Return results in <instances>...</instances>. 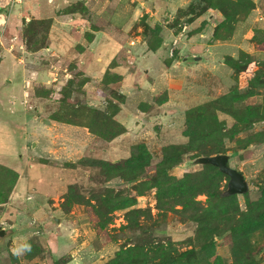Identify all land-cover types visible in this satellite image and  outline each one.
Wrapping results in <instances>:
<instances>
[{
  "label": "crops",
  "instance_id": "1",
  "mask_svg": "<svg viewBox=\"0 0 264 264\" xmlns=\"http://www.w3.org/2000/svg\"><path fill=\"white\" fill-rule=\"evenodd\" d=\"M195 1L53 0L49 3L45 0L43 4L39 0H21L8 10L0 9V13L6 17L3 31L0 27V35H3L0 38V69L5 66L6 70H12L14 65H21L20 74L24 83L21 92L10 86L1 89L0 93L8 97V108L16 106V110L23 112L33 110L32 115H26L24 123L30 127V132L26 131L31 147L39 151V154L34 153L36 162L33 164L37 184L44 182V187L65 185V176L70 172L63 165L74 157L123 159L130 155V147L134 143L143 142L149 148V140L158 142L155 132L152 140L153 126L169 122L186 104L179 101L182 104L176 105V93H182L188 100L181 87L183 81L177 77L176 67L181 65L192 74L206 70L214 74L230 71L224 63V55L228 53L223 51L230 46L232 38L213 39L214 27L222 20V15L211 8L190 20L189 26L195 32L187 37L184 32L176 45L175 56H169L168 49L178 34L171 32L172 26L166 24L179 10ZM79 2L86 9L85 15L64 11L69 5ZM253 2L255 7L235 26L236 29L240 26L244 30L246 28L242 41L251 47L245 49L243 43L235 47L264 59V50H257L254 43L249 41L251 30H264L263 0ZM142 16H146L147 25L158 26L159 46H149L143 36L141 26L137 24ZM33 18L49 19L50 26L46 45L36 51H28L22 40V30L23 25ZM231 56L235 57L233 54ZM75 70L81 73L84 81H81L80 90L71 95H78L80 101L101 111H110V105H116L113 118L124 127L122 134L104 140L83 126L49 118V113L57 107L61 96L59 90L74 78ZM106 76L110 78L106 79ZM32 84L48 88L49 98L33 92L29 88ZM109 89L112 90L110 94ZM4 122L1 120L0 124ZM258 147L263 148L264 144ZM228 155L230 165L233 162V168L240 171L236 161L238 157ZM46 173L56 174V185L46 178ZM47 198L48 195L41 197L35 193L29 199H34L37 208L44 212L45 225L50 226L51 223L53 226L54 232L47 235L49 250L62 254L67 251L65 243L68 235L74 232L75 235L85 236L81 233L86 231L85 225L79 224L81 215L74 211L61 212L59 203L49 204ZM49 198L57 199L55 196ZM59 200L61 202L62 197ZM48 209L55 215L48 213ZM109 246L106 242L96 253L107 252ZM72 258L70 256L69 261L63 264H68Z\"/></svg>",
  "mask_w": 264,
  "mask_h": 264
},
{
  "label": "trees",
  "instance_id": "2",
  "mask_svg": "<svg viewBox=\"0 0 264 264\" xmlns=\"http://www.w3.org/2000/svg\"><path fill=\"white\" fill-rule=\"evenodd\" d=\"M200 2L204 5L198 7L196 3ZM196 3L187 7V14H191L190 20L209 8L221 13L222 20L213 30L212 36L215 40L231 38L237 22L243 21L255 7L253 0H197ZM64 11L86 14V9L80 2L69 5ZM49 26V19L36 18L23 25L22 37L28 51H36L46 45ZM222 28H225L226 32H220ZM249 41L254 43L257 50H264V30H251ZM160 43L159 39L156 46ZM149 46L152 47V44ZM224 62L235 74V84L223 95L185 110L182 130L185 140L162 146L158 156L160 159L153 173L145 176L153 155L143 142L132 144L130 155L123 160L111 162L91 159L103 167L109 177H118L124 182L133 183L137 195L153 188L156 216L162 217L167 212H173L179 216L181 222H194V237L190 240L189 248L178 251L170 242H154L148 232L151 229L149 222L155 221V216L150 208L135 207L136 198L123 196L120 192L113 194V189L107 188L102 195L87 200L69 186L70 195H65L63 202L67 201L69 206L79 204L93 208L98 220L87 209L85 213L89 225L97 232L103 230L102 233L107 235L104 243L113 239L105 231L109 218L104 217L114 210H125L124 223L119 226L120 231L135 233L141 230L142 235H148L137 239L136 242L121 245L114 256L104 264H258L256 255L264 248V169L259 183L260 195L256 199H249L247 192L244 193V208H241L237 194H223L228 176L211 164H203L201 170L185 172L181 177L169 173L170 169L180 164L186 156L195 160L200 156L227 154L230 151V156L235 155L240 160L249 156L250 151L247 150L250 146L264 144V127L253 129L255 123H264V97L258 104L244 103L246 99L260 94V90L264 89V59H258L240 50L237 57L226 55ZM82 82L77 84L76 80L71 79L64 84L60 91L62 99L59 98L57 104L68 102L72 92L80 90ZM80 102L82 109L98 114L97 124L93 117H89L85 122L63 120L52 114L49 118L83 126L104 140H110L125 131L113 118L116 105H110V112L93 108L80 100L75 101V106H79ZM219 113L229 115L233 124L227 127ZM242 132L248 133L240 136ZM226 141L233 145L228 147ZM88 160L90 159L85 158V161ZM17 177L14 169L0 164V204L7 201ZM202 194L206 196L204 201L197 199V196ZM60 208L63 212H68L69 209L64 205ZM224 235L229 236L233 255V260L229 263H224L223 258L215 252L216 240ZM261 242L263 245H260Z\"/></svg>",
  "mask_w": 264,
  "mask_h": 264
},
{
  "label": "rangeland",
  "instance_id": "3",
  "mask_svg": "<svg viewBox=\"0 0 264 264\" xmlns=\"http://www.w3.org/2000/svg\"><path fill=\"white\" fill-rule=\"evenodd\" d=\"M39 1L45 4V0ZM196 2L197 0L194 3ZM196 5L200 7L204 4H201L200 2L198 4L196 3ZM190 19L191 16L187 14V8H185L179 10L166 25H169L170 27L172 26L173 29L171 32H174L175 35L182 30L183 25H186L185 35L187 37V35L195 32L194 28L189 26ZM157 21H160V19H157ZM137 24L141 26V31H143L142 34L148 40L149 44L156 45L159 40L158 26L149 27L146 23V16H142ZM235 29L233 32L234 35L232 34L231 37L232 40L229 44L230 46H226V50L223 51L228 53L225 54L224 57L232 54L237 57L240 50L235 47L236 45L243 43L242 45L245 49L247 46L251 47L248 44L246 46V43L242 41L246 28L244 30V27L240 26L236 31ZM221 31L226 32V29L222 28L220 32ZM224 32H222V34H225ZM86 36L89 37L88 34ZM22 40L25 43L23 37ZM227 67L229 66L227 65ZM21 71V65L19 64L14 65L12 70H6L5 66H2L0 69V91L3 88L12 86L14 90L21 92L24 85L22 75L20 74ZM230 71L228 73L214 74L206 70L204 73L195 72L192 74L187 72L181 65L176 67L177 77L183 81L181 87H183L182 90L186 92L185 96L188 97V100L184 98L182 93L177 92L176 99L178 101L176 105L182 104L179 101H183V103H186L183 105L185 108L182 106V110H178L176 116L173 119L171 118L169 122L153 126L154 131L152 134V140L155 138V132L159 141L156 143L152 141L150 142V140L148 141L150 144L149 151L152 153L153 159L147 167L145 176L153 173L155 165L160 159L158 156L161 153L162 146L170 143V141L178 143L183 140L184 137H182L181 131L184 127L185 110L223 95L235 84V74L232 72L231 68ZM73 72L75 73V76L72 80H76L77 84H80L83 80L81 73L79 74V71L77 70ZM110 76H106V79L108 77L110 78ZM29 88L31 90L33 89V92H40L46 99L50 96L49 89L41 84H32ZM60 91L61 89L59 92ZM108 92L110 94L112 93V90L109 89ZM64 93H66V91ZM1 96L3 97V95ZM2 97H0V123L1 120L5 122L0 124V164L14 169L17 172L18 177L9 193L7 201L0 204V230H4V234L0 236V264H63L64 262L66 263L69 261L70 256H73V260L68 264H104L114 256L115 251L119 249L121 245L126 242H136L137 239L148 235L154 242H164L166 244L170 242L178 251L190 247V240L193 239L195 231L194 222H181L179 216L173 212H167L166 215L162 217L156 216V199L155 190L153 188L146 190L142 195H137L133 189V183L124 182L118 177H109L108 172L104 170L103 167L94 163V161H91L93 158L104 159L111 162L116 160L85 156V158L90 159L85 161V158L83 160H78L74 157L63 165L68 169V173L70 172L65 176V181L67 180L65 185H46L48 187H44V182H38L39 184H37V177L33 170V164L36 162L34 160L36 157L34 156V153L39 154V151L34 149V146L31 147V140L30 138H27L30 137L29 134H27V131L28 133L30 132V127L24 123L26 115H32L31 113L33 110L27 109L26 112L25 110L23 112V110H16V106L8 108L9 106L6 102L8 97L5 95L3 98ZM263 97L264 89L260 90V94L246 99L244 103L258 104L261 103ZM68 99V102L64 104H57L56 106L58 109L53 108L56 110L55 112H50L49 116L50 114L58 115L63 120L67 119L74 122H85L86 120L88 121L89 117H93L95 124H97L98 114L96 115L95 113L93 114L92 112L90 113L89 111L82 109L81 102L79 106H75V101H79L78 95H70ZM219 117L226 122L227 127H230L233 124V119L229 115L219 113ZM263 127L264 123L259 122L255 123L253 129L259 130ZM246 133L242 132L239 135L244 136ZM158 134L162 135L160 136ZM41 142H43V140ZM226 144L228 147L233 145L228 141H226ZM247 151H250L248 157L240 159V161L236 158V161L241 168L240 171L247 179L249 185L247 194L249 199H256L260 195L259 183L264 169V147L261 148L254 145L250 146ZM227 153L231 154L230 151ZM72 160H75V162H72ZM241 161H244L243 164H240ZM78 166L80 168L76 169ZM230 166L233 167V162H231ZM201 169L202 164H198L194 159H189V157L186 156L180 164L171 168L169 173L176 177H181L185 172L198 171ZM46 178L56 185V174L46 173ZM69 186H72L75 193L83 196L87 200L94 198L99 194L102 195L107 188L113 189V194L120 192L123 196L136 198L135 207L150 208L155 216V221L149 222V227L151 229L148 232V235H142L141 230H137L135 233L132 231H120L119 226L124 223L123 213L125 210H114L111 214L104 217L109 218V223L106 225L105 231L108 236L111 235L113 239L111 242L108 241L110 246L107 248V252L97 254V249L105 244V237L107 235L102 233L103 230L100 232L95 231L88 224V217L85 213L87 210L94 214L98 220V216L95 214L93 208L87 207L89 205L81 206L79 204H72L69 206L67 201L63 202L65 195H70L71 191H69ZM225 190L226 188L224 191ZM35 193L40 194L41 197L42 195H48L47 200L49 204L58 202L60 207H62V205L68 207V212L74 211L75 214L81 215L79 224L85 225L86 231L81 232L85 234V236H82V234L75 235L74 232H71L72 234L68 235L69 239L65 243L67 251L62 254L53 253L52 250H49L50 246L47 241V235H50L54 230L51 223L49 224L50 226L45 225V220L43 218L45 214L42 210L37 208L36 201L34 199H29L31 198V195ZM54 196L58 200H52L49 198ZM59 197H62L61 202ZM205 198L206 196L203 194L197 196V199L201 201H204ZM238 200L241 208H244L243 194L238 195ZM61 212L63 211L61 210ZM101 212H103V209ZM48 213L52 215L53 212L51 213L48 209ZM59 214L61 213L59 212ZM158 229L162 231H159ZM230 245L228 235H224L216 240L215 252L223 258L224 263H229L233 260ZM260 245H263V243L261 242ZM256 256L258 264H264V248L258 251Z\"/></svg>",
  "mask_w": 264,
  "mask_h": 264
},
{
  "label": "water",
  "instance_id": "4",
  "mask_svg": "<svg viewBox=\"0 0 264 264\" xmlns=\"http://www.w3.org/2000/svg\"><path fill=\"white\" fill-rule=\"evenodd\" d=\"M228 159V154H216L210 156H200L195 159V162L202 165L207 163L211 164L228 176L227 187L223 192L224 195L244 194L249 188L247 179L242 172L228 165ZM3 234L4 230H0V236Z\"/></svg>",
  "mask_w": 264,
  "mask_h": 264
},
{
  "label": "built area",
  "instance_id": "5",
  "mask_svg": "<svg viewBox=\"0 0 264 264\" xmlns=\"http://www.w3.org/2000/svg\"><path fill=\"white\" fill-rule=\"evenodd\" d=\"M21 0H0V9H10L15 3H19ZM47 2L51 3L53 0H46ZM6 23V17L4 15H2V13H0V27H2V31H3V27L5 26ZM186 25H183L182 30L178 33V36L175 37L172 42L171 45L168 49V54L170 57H172L174 55L175 49H176V45L180 39V37L184 34L185 30H186ZM2 34L0 35L1 38Z\"/></svg>",
  "mask_w": 264,
  "mask_h": 264
}]
</instances>
